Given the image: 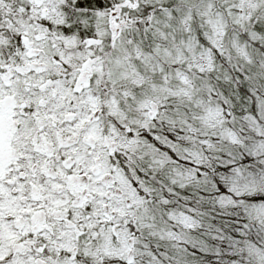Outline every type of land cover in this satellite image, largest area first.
<instances>
[{"label": "snow or ice", "instance_id": "snow-or-ice-1", "mask_svg": "<svg viewBox=\"0 0 264 264\" xmlns=\"http://www.w3.org/2000/svg\"><path fill=\"white\" fill-rule=\"evenodd\" d=\"M0 264H264V0H0Z\"/></svg>", "mask_w": 264, "mask_h": 264}]
</instances>
